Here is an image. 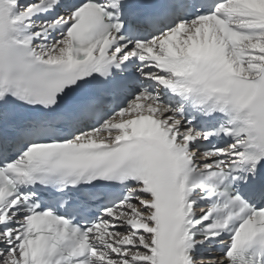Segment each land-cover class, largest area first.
Wrapping results in <instances>:
<instances>
[{
    "label": "snow or ice",
    "instance_id": "6c2138e0",
    "mask_svg": "<svg viewBox=\"0 0 264 264\" xmlns=\"http://www.w3.org/2000/svg\"><path fill=\"white\" fill-rule=\"evenodd\" d=\"M0 264H264V0H0Z\"/></svg>",
    "mask_w": 264,
    "mask_h": 264
}]
</instances>
